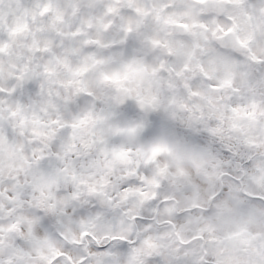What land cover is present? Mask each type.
<instances>
[{"label":"clouds","instance_id":"obj_1","mask_svg":"<svg viewBox=\"0 0 264 264\" xmlns=\"http://www.w3.org/2000/svg\"><path fill=\"white\" fill-rule=\"evenodd\" d=\"M0 264H264V0H0Z\"/></svg>","mask_w":264,"mask_h":264}]
</instances>
